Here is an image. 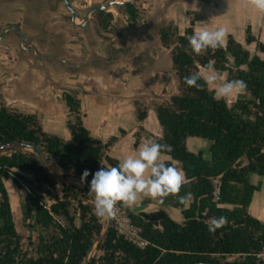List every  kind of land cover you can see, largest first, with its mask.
<instances>
[{"label":"trees","instance_id":"obj_1","mask_svg":"<svg viewBox=\"0 0 264 264\" xmlns=\"http://www.w3.org/2000/svg\"><path fill=\"white\" fill-rule=\"evenodd\" d=\"M138 2L130 0L114 8L129 28L143 24ZM186 16L188 25L182 33L172 22L158 32L162 47L169 52L176 94L147 106L134 102L138 123L145 120L147 108L152 107L160 128V137L153 140L172 146L171 153H164L171 157L165 163H175L185 173L180 195L192 194L188 205L172 196L163 204L155 200L178 210L181 222L161 209L133 214L118 205L148 242L145 249H137L119 237L111 223L103 234L106 225L94 214V197L89 189L59 184L45 171L36 151L0 154V264H84L94 245L99 255L91 256L87 264H261L256 263L254 255L264 247V223L253 218L248 209L264 177V43L247 26L244 44L254 46L253 55L227 36L223 47L198 56L189 47L187 37L203 18L188 11ZM93 18L103 33L113 31L111 12H96ZM209 61L216 72L225 75V81H245L246 92L227 104L215 98L203 79L199 81L203 90L188 87L184 77L200 72ZM61 99L68 114V140L46 133L37 114L16 111L0 102V147L20 144L40 150L65 177L80 180L83 171L88 170L85 184L90 187L96 171L118 165V160L107 155L117 138L103 143L91 137L82 124L76 92H63ZM142 132L139 125L134 148ZM190 138L208 142L206 157L200 151H188L186 141ZM252 176L260 179L255 185ZM216 179L220 184L217 200L213 197ZM5 181L11 182L19 194L21 223L28 231L38 232L34 245L28 238L31 252L22 249ZM221 216L227 217V224L209 232L205 222Z\"/></svg>","mask_w":264,"mask_h":264},{"label":"crops","instance_id":"obj_2","mask_svg":"<svg viewBox=\"0 0 264 264\" xmlns=\"http://www.w3.org/2000/svg\"><path fill=\"white\" fill-rule=\"evenodd\" d=\"M206 1L208 6L214 2ZM221 1L225 0H219V3ZM197 3L201 5L199 0ZM219 3L215 2L211 7L218 9ZM77 10L79 13L73 24L60 0H0V35L7 27H13L24 36L21 40L14 32L6 31L0 43V102L16 111L37 114L43 130L52 135L53 127L63 123L65 127L67 120L61 94L74 91L80 103L82 124L91 137L103 143L112 137L117 138L107 155L116 149L135 155L145 140L160 137L157 121H151V130L146 128L152 107L147 108L145 120L138 123L134 116V102L141 101L147 106L151 101H167L159 96L167 90L166 72H174L169 52L162 47L158 36L166 24L159 25L161 16L152 22L145 15V22L136 28H129L123 20L118 26L112 24L114 30L111 33H103L93 15L84 22L83 9ZM199 15L203 21L195 23L194 27L199 23L209 25L206 18ZM169 17L167 22L176 21L171 14ZM260 21L263 22V18ZM247 26L252 32L246 22L242 28L245 30ZM237 41L241 44L239 39ZM236 96H230L226 103H232ZM92 97L98 98L100 105L91 104L85 109L82 98ZM122 112L134 117L127 131L120 127ZM113 123L115 134L106 138V124L112 126ZM139 125L143 132L134 148ZM120 131L124 134L120 135ZM68 139L66 129L64 140ZM129 139L132 141L130 147ZM195 148L192 145L194 154L199 152H195ZM150 202L159 205L151 198H144L136 211L129 210L133 214L155 212L156 207L153 211L143 207L144 203ZM248 211L253 218L264 223V177ZM175 214L170 217L180 223V212L177 210Z\"/></svg>","mask_w":264,"mask_h":264},{"label":"clouds","instance_id":"obj_3","mask_svg":"<svg viewBox=\"0 0 264 264\" xmlns=\"http://www.w3.org/2000/svg\"><path fill=\"white\" fill-rule=\"evenodd\" d=\"M245 5H252L264 13V0H242ZM227 32L224 28L209 30L199 28L191 36L187 37L189 47L196 55H201L209 49L215 51L224 46ZM204 72L209 73L201 76L200 72L184 77L188 87L203 90L201 79L208 86H214L216 99H227L237 94L242 95L247 90V84L241 79L224 81L217 85L222 77L218 75L212 61L204 66ZM173 148L169 144L157 143L154 140H145L135 155H129L122 159L117 166L102 167L96 171L90 182L89 195L93 196L94 214L100 220L115 219L118 213V205L131 209L138 207L143 198L158 200L163 204L164 200L172 196L182 205H188L192 194L189 192L180 195L185 184L184 171L173 164H166L165 160L171 157L164 153H171ZM89 171L84 170L80 178L83 184L89 176ZM227 217H213L206 221L208 231L214 233L217 229L227 224Z\"/></svg>","mask_w":264,"mask_h":264},{"label":"rangeland","instance_id":"obj_4","mask_svg":"<svg viewBox=\"0 0 264 264\" xmlns=\"http://www.w3.org/2000/svg\"><path fill=\"white\" fill-rule=\"evenodd\" d=\"M72 4V6L77 9H86L91 6L103 4L105 2L111 1V0H69ZM119 1V0H115ZM213 3H210L211 5L208 6H202L199 5L197 2L198 0H139L138 6L143 12L144 16L147 15L148 21H154L157 20L156 18L161 16L163 19H159V25H164L172 22L174 25L177 26V28L182 31L184 28L187 27L188 25V17L186 16V12H195L197 14H201L204 16L208 22L209 25L204 26V24H198L194 27V30L196 31L199 28H207L209 30H217L219 28H224L227 32V36H231L234 38L236 41L239 39L241 41V44L244 43V29L242 28L243 23L246 22V25H249L252 29V35L257 38L258 41L264 43V13L260 12L257 10L254 6L252 5H245L242 3V0H225L224 2H220L219 0H213ZM219 3L218 9H215L216 7H211L214 6L215 2ZM165 11V12H164ZM111 13L113 14V22L112 24L115 26H118L123 23V18L121 15H119L115 9H111ZM163 14V15H162ZM171 14V18H175L176 21H168L169 15ZM174 16V17H173ZM263 18V22L260 20ZM145 22V17L143 20V23ZM114 30V29H113ZM226 36V37H227ZM238 42V41H237ZM251 55L254 54V46H245L244 47ZM218 73V72H217ZM201 76H206L209 73L204 72L201 70ZM220 77H222V80L217 81V85L225 81V75L218 73ZM166 81L167 85L166 88L167 90L163 93L160 94L159 98L168 100L169 96L176 94V77L175 74L167 71L166 72ZM210 90H213L214 86H208ZM214 91V90H213ZM168 95V96H167ZM230 97L227 99H223L225 102H228ZM100 100L96 97L92 98H82V103L84 105V108L87 109L88 106L92 105H100ZM153 101H151L152 103ZM97 103V104H96ZM62 107L64 108L63 103ZM122 117L123 120L120 123V127L123 130H129L131 128V122H134V117L133 115H130L128 113L122 112ZM156 121L155 116L153 112L151 113V119L148 120L146 128L148 130H151V121ZM106 124V129H105V137L110 138L112 135L115 134V127L114 123L111 124L112 126ZM52 129V128H51ZM50 132L52 135H55L59 138L64 139L65 137V127L64 123L62 125L58 124L53 127V129ZM131 140H128L129 147L131 144ZM186 147L189 152H191L192 145H194L195 152L196 151H201L203 155L206 157L207 156V148L206 146L208 145L207 141L201 140V139H196V138H190L186 142ZM9 151L5 150L1 152V154H8ZM110 156H113L117 158L119 161L124 159L125 157L129 156L128 152L126 150L122 149H116L115 151H112ZM48 168L51 172H53L56 175H60L61 173L57 171L54 167V164L52 161H47ZM251 183L252 184H257V182L260 180L257 176H252L251 177ZM59 184H75V183H70L68 181H63L59 180ZM78 185V184H76ZM5 189L8 193L9 197V203L10 207H12V212H13V221L15 223V227L17 232L22 238V249L26 250L27 252H31L33 250V247L28 246V238L30 239L31 243L34 245L36 242V237H37V231H28L23 224L21 223L20 220V212H19V194L15 187L12 185L11 182H4ZM24 191V189L22 190ZM57 191H59V188H57ZM22 194V192H21ZM144 199V198H143ZM153 206V207H152ZM143 207H146L150 209V211H153V209H156L154 211H157L159 209H163V211L167 215L175 216L177 210L171 209L168 206H159L156 205L155 202H150V203H144ZM133 211H136V207L131 208ZM179 219H181L180 215L178 216ZM103 224L106 225V220H103ZM96 245L93 246L90 254L88 255V259L91 256H98L99 253L95 251Z\"/></svg>","mask_w":264,"mask_h":264},{"label":"water","instance_id":"obj_5","mask_svg":"<svg viewBox=\"0 0 264 264\" xmlns=\"http://www.w3.org/2000/svg\"><path fill=\"white\" fill-rule=\"evenodd\" d=\"M130 0H119V1H115V0H111L108 2H105L103 4H99V5H95V6H91L88 7L86 9L83 10V12L85 13V20L84 22L87 20V18L91 17L92 15H94L96 12H111V9H114L117 6H121L124 5L125 3H128ZM63 8L67 11V13L70 15L71 19H72V23L74 24L75 20L77 19V15L79 13V10L75 9L71 2L69 0H60ZM6 31H12L15 34H17L21 40H24V36L22 34V32L18 29H15L13 27H7ZM4 31L1 35H0V43L3 42L4 37H5V32ZM9 151V153L15 152V151H19V150H29V151H36L39 155V158L41 160V163L45 169V171L53 176L57 181L59 180H63V181H68L70 183H75L78 184L81 188H86L89 189V187L83 183H80V180L77 178H73V177H65L62 174L60 175H56L53 172H51L48 168V164H47V160L45 158V155L43 154V152H41L40 150L34 149L33 147L30 146H25V145H20V144H12V145H7V146H2L0 147V154L3 151ZM5 155V154H2ZM110 227V220H106V226H105V230L103 232V234L105 233V231ZM103 234L100 236V238L97 239L96 243H98L99 241H101V239L103 238ZM93 248V247H92ZM92 248L88 251L87 256L84 259V264H87L88 261V255L90 254Z\"/></svg>","mask_w":264,"mask_h":264},{"label":"built area","instance_id":"obj_6","mask_svg":"<svg viewBox=\"0 0 264 264\" xmlns=\"http://www.w3.org/2000/svg\"><path fill=\"white\" fill-rule=\"evenodd\" d=\"M219 185L218 179L213 181V197L215 200H217ZM110 223L116 234L132 246L140 250L145 249L148 246V242L141 236V230L131 222L127 213L123 209L118 208L116 218L110 220ZM254 257L256 263L264 264V247L256 253Z\"/></svg>","mask_w":264,"mask_h":264}]
</instances>
